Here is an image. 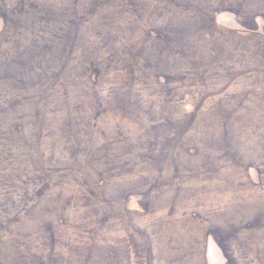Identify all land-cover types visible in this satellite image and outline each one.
Wrapping results in <instances>:
<instances>
[{"label":"rangeland","instance_id":"374dc122","mask_svg":"<svg viewBox=\"0 0 264 264\" xmlns=\"http://www.w3.org/2000/svg\"><path fill=\"white\" fill-rule=\"evenodd\" d=\"M0 264H264V0H0Z\"/></svg>","mask_w":264,"mask_h":264}]
</instances>
